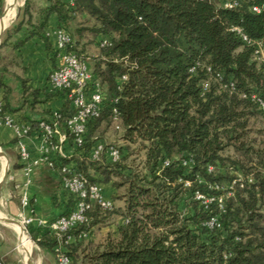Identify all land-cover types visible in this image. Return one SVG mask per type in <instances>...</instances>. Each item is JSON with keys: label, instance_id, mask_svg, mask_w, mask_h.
<instances>
[{"label": "trees", "instance_id": "1", "mask_svg": "<svg viewBox=\"0 0 264 264\" xmlns=\"http://www.w3.org/2000/svg\"><path fill=\"white\" fill-rule=\"evenodd\" d=\"M225 1L47 0L42 22L34 25L31 2L24 0L4 40L27 24L50 51L44 29L50 15L57 17V29L70 38L68 51L87 64L90 86L97 82L103 95L83 145H73L81 159L71 171L115 189L110 208L93 202L86 221L60 238L48 227L27 226L53 264L59 255L68 264H264V150L246 140L250 119L264 118L252 99L264 101V64L254 55L257 43L264 50V12L252 10L264 0H237L232 9ZM5 71L0 67V88ZM20 81L30 107L53 95L39 100V91ZM73 113L71 107L57 112L61 130ZM108 128L120 133L121 146L104 142ZM97 142L105 151L93 160ZM110 148L118 150L115 162ZM56 160L61 186L68 161ZM63 191L69 204L61 216H68L76 200ZM196 193L221 198L222 208L204 205ZM213 218L218 225L209 227Z\"/></svg>", "mask_w": 264, "mask_h": 264}, {"label": "crops", "instance_id": "2", "mask_svg": "<svg viewBox=\"0 0 264 264\" xmlns=\"http://www.w3.org/2000/svg\"><path fill=\"white\" fill-rule=\"evenodd\" d=\"M30 2L31 24L36 25L42 22L48 2L47 0H30ZM3 3L12 4L13 0H4ZM15 4L14 2L12 7ZM12 7L3 17L6 26L13 16ZM57 27V17L50 15L44 29L45 33ZM31 31L32 27L23 24L6 41L3 34L0 43L1 46L5 41V46L0 50V67L6 69L2 75L6 87L0 88V100L4 106V111L0 114V179L4 166L8 165V174L0 190V263L2 264H53L52 257L33 241L28 228L25 227L23 232L10 220L18 221L20 216L31 217L34 222L28 227L36 228L39 226V221L49 223L59 218L68 210L69 204V197L60 186L58 173L43 163L32 170L31 184L27 189L29 205L26 208L21 207L20 190L16 188L23 182L22 163L19 160L17 146L12 143L15 134L11 128L4 125L3 118L12 117L18 124L31 126V131L24 142L31 158H37L43 154V150L40 132L33 125L52 112L71 107L66 95L52 92L47 82L49 74L58 62L54 37H49L51 50L47 51L45 43L39 37L30 36ZM19 42L23 44L15 47ZM21 79L26 81L28 88L39 91V100H42L45 94L53 95L46 101L30 107L22 98ZM48 156L51 160L62 157L68 161L66 166L73 170L76 168V159H81L80 152L76 151L69 140H65L59 150L50 149ZM94 176L101 179L98 174ZM10 177L12 180L9 179ZM100 187L104 198L111 200L115 189L110 184H100Z\"/></svg>", "mask_w": 264, "mask_h": 264}, {"label": "built area", "instance_id": "3", "mask_svg": "<svg viewBox=\"0 0 264 264\" xmlns=\"http://www.w3.org/2000/svg\"><path fill=\"white\" fill-rule=\"evenodd\" d=\"M236 5L237 0H226L223 3V7L227 9H232ZM252 10L255 13L264 12V3L261 6H254ZM231 30L239 34L244 42L250 43V40L240 28L234 27ZM47 35L49 37L53 36L55 39L58 60L56 67L48 76V86L52 91L62 92L66 95L74 113L64 122L65 131L61 130L60 124L57 122L59 117L57 112L53 113V118L49 122L38 121L37 129L40 132L43 154L37 158H31L24 142L25 137L31 131V126L18 124L12 117L3 118L4 125L11 128L15 138H17L16 146L19 160L22 163L21 174L23 182L18 184L16 188L20 190L19 200L22 208H26L29 205L27 189L31 184L33 168L43 163L48 168L53 169L54 163L53 160L49 159L48 152L50 149L59 150L61 144L67 140L68 136L71 137L72 143L76 148L81 147L83 145L85 127L91 118L98 116L103 99L97 82L90 86L92 76L87 64L80 60L75 53L68 51L70 42L68 34L61 29H55L48 32ZM254 55L256 60L264 64V50L260 43H257ZM252 99L257 103L258 109L264 114V101L256 96H252ZM3 107V103L0 101V114H2ZM104 151V145L101 142H97L91 154L92 159H100ZM106 153L112 162L117 161L119 158L117 149L110 148L106 150ZM61 171L63 173L61 186L63 190L74 196L76 200L75 209L68 216H61L49 223L38 222L39 226L48 227L54 231L58 238L63 233L86 221L85 213L90 209L93 202H96L104 209L111 207V202L104 198L99 185L89 183L81 175L72 173L71 169L66 166L62 167ZM9 179L12 180L11 177ZM195 197L201 200L204 205L217 202L219 207L222 208L221 198L204 197L199 193H196ZM18 222L25 228L31 225L34 219L20 216ZM214 224L218 225L217 220L213 218L209 221L208 226L213 227ZM71 239L72 237L69 236L68 240ZM58 262L59 264H68V258L59 255Z\"/></svg>", "mask_w": 264, "mask_h": 264}, {"label": "rangeland", "instance_id": "4", "mask_svg": "<svg viewBox=\"0 0 264 264\" xmlns=\"http://www.w3.org/2000/svg\"><path fill=\"white\" fill-rule=\"evenodd\" d=\"M16 4L12 7V19L9 21V23H7L6 29L11 28L12 26H14L20 16L21 10L23 8V4H24V0H17L15 2ZM5 3H3L2 8L0 9V18L2 17V13L3 10L5 8ZM77 22L79 23H86L84 18H77ZM72 27H74L72 25ZM5 29V30H6ZM4 30V32H5ZM3 32V34H4ZM2 34V36H3ZM1 36V38H2ZM91 54L95 53V46L91 45ZM80 52V51H78ZM249 134L246 138L247 142H251L253 147L255 149H263L264 150V118L262 116H260L259 114L254 115L250 121H249ZM120 140V133L116 132L115 130H113L112 128H108L106 131V135L104 137V142L109 144V145H117V146H121L122 143L119 141ZM226 155L232 156V157H238L239 155L234 153L233 150H227ZM243 159V158H242ZM264 161V160H263ZM223 186H225L224 188H226V182L223 183Z\"/></svg>", "mask_w": 264, "mask_h": 264}, {"label": "water", "instance_id": "5", "mask_svg": "<svg viewBox=\"0 0 264 264\" xmlns=\"http://www.w3.org/2000/svg\"><path fill=\"white\" fill-rule=\"evenodd\" d=\"M16 1L17 0H13V3ZM13 3L12 4H9V3L6 4V6L3 10V13H2V17L0 18V43H1V36L4 32V30L6 29V25L3 23V17L6 15L7 11L12 7ZM3 156H4V154H3ZM7 174H8V165H5L2 177L0 179V190H1V186H2L3 182L5 181V179L7 177ZM10 222L12 224L18 226L19 228H21L23 230V232H25V229L20 225V223L17 220H10Z\"/></svg>", "mask_w": 264, "mask_h": 264}, {"label": "bare ground", "instance_id": "6", "mask_svg": "<svg viewBox=\"0 0 264 264\" xmlns=\"http://www.w3.org/2000/svg\"><path fill=\"white\" fill-rule=\"evenodd\" d=\"M3 23L6 25V22L3 20Z\"/></svg>", "mask_w": 264, "mask_h": 264}]
</instances>
